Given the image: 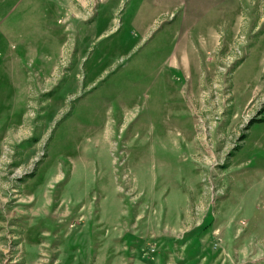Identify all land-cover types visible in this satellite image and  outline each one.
Masks as SVG:
<instances>
[{"label": "rangeland", "instance_id": "rangeland-1", "mask_svg": "<svg viewBox=\"0 0 264 264\" xmlns=\"http://www.w3.org/2000/svg\"><path fill=\"white\" fill-rule=\"evenodd\" d=\"M0 264H264V0H0Z\"/></svg>", "mask_w": 264, "mask_h": 264}]
</instances>
